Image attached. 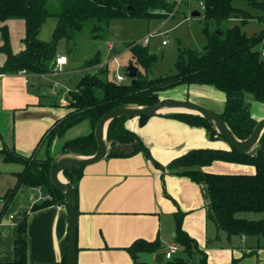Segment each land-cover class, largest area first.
Here are the masks:
<instances>
[{
    "label": "trees",
    "instance_id": "trees-1",
    "mask_svg": "<svg viewBox=\"0 0 264 264\" xmlns=\"http://www.w3.org/2000/svg\"><path fill=\"white\" fill-rule=\"evenodd\" d=\"M187 2V0H185ZM202 2L203 17L206 20L203 32L206 43L202 49L180 50L175 62V71L164 76L149 78L147 71L156 60L147 45L140 43L129 47L130 63L137 67L136 82L116 83L108 77V65L97 71L88 70L101 60L97 55L85 61L82 75L75 87L69 90L71 110L56 121L44 134L41 141L52 140L66 128L88 119L94 127L100 116L108 109L122 104L152 105L159 100L163 91L182 84H201L221 91L225 95L224 106L219 115L238 139H245L253 130L256 120L251 116L252 100L264 104V0H198ZM237 1L248 7L239 6ZM180 0H0V53L6 60L1 72L17 73L26 70L30 74L51 73L57 56L58 42L65 38L71 41L87 25L93 37L102 35L111 18H171L177 12ZM168 14L169 17H168ZM48 18L56 19L49 41L38 37L41 26ZM24 21V48L12 51L7 20ZM256 20L263 25L258 32L247 34L241 25ZM215 22V30L209 31L207 24ZM221 22H232L222 28ZM127 71V70H126ZM101 74H105L104 77ZM192 126H200L209 131L210 137L226 140L218 134L208 121L197 114L171 112L163 114ZM149 116L138 119L144 121ZM124 116L113 118L106 130L110 150L106 157H129L142 153L156 168H167L175 174L187 176L202 185L207 200L206 216L217 229L230 235H256L264 239V131L256 145L247 153L233 149L195 148L173 158L166 166L155 161L141 137L126 126ZM93 131L65 143L61 154L73 153L91 155L97 143ZM7 162H18L23 169L17 172L16 182L0 195V215L21 186H37L44 189V199L32 205L31 210L64 203L66 196L57 190L49 179L50 162L35 158V152L22 155L15 150H1ZM252 165V174L211 173L203 170L213 161ZM84 167L68 168L64 175L78 193V183ZM62 197V198H61ZM67 206V205H66ZM260 214L259 217H246L242 214ZM185 212L177 210L174 241L178 242L186 254L196 248L195 241L182 227ZM26 214H21L14 229V263L26 264ZM133 259V264H144L138 260L140 253H155L161 250L156 237L153 240L135 239L125 247ZM190 256V255H189ZM67 263V251L56 264ZM161 264H208L205 253L199 263L189 257L177 255L162 261ZM231 264H237L233 259Z\"/></svg>",
    "mask_w": 264,
    "mask_h": 264
},
{
    "label": "crops",
    "instance_id": "crops-1",
    "mask_svg": "<svg viewBox=\"0 0 264 264\" xmlns=\"http://www.w3.org/2000/svg\"><path fill=\"white\" fill-rule=\"evenodd\" d=\"M14 20L9 19L6 23L12 51L17 53L24 48V21L18 19L20 21L16 24ZM19 28L20 43L15 45L12 34L14 29ZM113 47L115 50V45ZM5 60L6 55L0 53V67ZM67 69L61 74L75 71L74 68ZM2 73L0 195L13 187L15 174L23 169V165L18 162L5 161L2 149H13L22 155L35 152V158L44 160L48 155L54 157L61 154L66 142L93 131L91 122L82 119L50 142L41 141L45 132L71 110L66 97L70 99L69 90L75 86L61 93L55 92L56 83L50 85L48 80L60 73L30 74L28 77ZM47 91L52 94L50 101L43 98ZM190 92L203 95L215 107L189 99ZM161 97L189 99L218 114L221 110L217 109L225 100L221 91L201 84H182L165 93L163 91ZM250 105L253 107L250 112L254 119L264 117V104L252 100ZM126 126L141 137L152 158L164 166L191 149L231 148L228 140L215 135L210 137L209 131L203 127L192 126L162 114L149 116L144 121L134 118L127 121ZM203 170L218 174L255 172L252 165L220 160L204 166ZM43 199V188L21 186L0 215V264H15L13 237L21 214H26V264H56L62 259L67 251L68 209L64 203H56L31 210L34 203ZM77 207L76 264H133L125 247L138 238L153 240L158 237L162 246L159 251L166 250L175 242L173 214L178 209L185 212L183 229L194 239L195 249L200 251V256L205 253L208 264H231L233 259L237 260V264H264V239L261 236H228L225 231L217 229L206 216L207 200L201 184L167 168L163 171L156 168L140 152L129 157H106L85 166L78 183ZM10 215L14 218H10ZM169 234L171 239L168 238ZM155 253H140V259L143 263L147 259L153 260ZM176 254H179V250ZM190 254L184 252L183 256L191 260Z\"/></svg>",
    "mask_w": 264,
    "mask_h": 264
},
{
    "label": "rangeland",
    "instance_id": "rangeland-1",
    "mask_svg": "<svg viewBox=\"0 0 264 264\" xmlns=\"http://www.w3.org/2000/svg\"><path fill=\"white\" fill-rule=\"evenodd\" d=\"M236 4L239 6L248 7L244 2L237 1ZM192 11H198L200 14L197 16H192ZM169 15L170 14H168V17ZM19 21L20 20L15 19L14 23L18 24ZM205 21L206 20L203 17L202 8L198 0H187V2L183 0V2L178 6L177 12H175V15L171 18L159 16L152 18H111L104 31L102 32V35L99 37H93L89 31V28L86 25L84 29L80 33H78L71 41H66L65 38L61 39L58 42L56 48L57 54L65 55L69 60L68 63L66 62L62 66V72L66 71L67 68V70L74 68L75 71H72L68 74L60 73L54 75L50 77L48 81L51 83L50 85L56 83L54 88L55 92L61 93L62 91H67L68 88L75 86V84L77 83L78 79L82 74L81 66L84 65L85 61L92 59L96 55L101 61H107L113 55L118 54L120 52L121 53L117 57L120 63L118 72L122 74L126 73V67L130 64L131 54L128 49L131 45V42L133 41V44H135L134 41L137 42L144 36H148L146 43L148 51L156 55V60L150 65L147 71L148 77L154 78L164 76L166 74H171L175 71V62L177 60V56L180 50H200L206 43V36L203 32ZM55 22L56 19L48 18L41 26L38 37L42 40L49 41L51 39ZM209 23L210 24H207L209 31L215 30V22ZM230 25H232V22L220 23V26L222 28H226ZM241 28L247 34H252L253 32L260 31L263 28V25L256 20H251L248 23L241 25ZM20 33V28L14 29L13 31L12 40L14 41L15 45L20 43ZM162 40L165 41L164 44H162ZM109 43L115 45V50H113V48L110 49L107 47ZM115 72L116 66L112 61L108 65V77L112 78ZM101 76L104 77L105 74H101ZM30 79L34 78L30 77ZM129 79L128 81H130ZM32 83L35 84L34 81H32ZM212 89L216 90L214 88ZM50 92L47 91L45 96L43 97L44 99H47V101H50L52 97V94ZM172 92L174 93V91ZM192 94L193 93L191 92L188 93L189 99L206 103L207 106H210L212 108L215 107L212 105V102L209 101L207 98L203 97V95L200 96ZM223 106L224 102L220 105L217 110H221L220 112H222ZM250 108V111H253V107L250 106ZM127 118L128 119L126 120V122H129L130 120H133L134 118L138 119L139 117ZM63 176L66 179L65 175ZM242 215L246 217L255 218L260 216V214L258 213H244ZM170 235L171 234L168 235L169 239H171ZM182 249L183 248H181L179 244V254L177 255H184ZM190 255L192 262H200V251L194 248L191 251ZM140 257L141 255L138 256V260L143 262ZM154 259H147L145 260L144 264H157L156 260L154 261ZM163 260H165L164 257Z\"/></svg>",
    "mask_w": 264,
    "mask_h": 264
},
{
    "label": "water",
    "instance_id": "water-1",
    "mask_svg": "<svg viewBox=\"0 0 264 264\" xmlns=\"http://www.w3.org/2000/svg\"><path fill=\"white\" fill-rule=\"evenodd\" d=\"M199 14L200 13L198 11H192L191 13L192 16H197ZM126 70V74L131 79V82L135 83L137 67L130 63L126 67ZM66 98L70 101L68 97ZM164 106H167V109L161 110ZM171 112H185L202 116L218 134L224 136L228 140L233 149L241 153L249 152L256 145L259 137L264 131V117H262L256 121V124L249 136L243 140L238 139L218 113H215L209 108L187 99L160 98L152 105L127 103L105 111L100 116L94 127L93 133L97 147L93 154L88 156L73 153L58 154L54 156L50 162L49 179L57 190L65 194L66 205L69 213L66 264H76L78 207L76 189L64 178V170L68 168L85 167L105 158L110 150V141H107L106 139V130L109 122L113 118L120 116H152ZM154 257L157 264H161L164 257V251H158L155 253Z\"/></svg>",
    "mask_w": 264,
    "mask_h": 264
},
{
    "label": "built area",
    "instance_id": "built-area-1",
    "mask_svg": "<svg viewBox=\"0 0 264 264\" xmlns=\"http://www.w3.org/2000/svg\"><path fill=\"white\" fill-rule=\"evenodd\" d=\"M180 0H177V2H179ZM199 4L202 5V2L199 1ZM147 38L148 36H144L142 37L139 41H137L136 43H140L142 45H146L147 43ZM165 41L162 40V44H164ZM108 48L110 49H114L113 45L111 43H109L107 45ZM118 54H115L113 55L109 60L107 61H101L91 67H88L87 69L88 70H92V71H97L98 69L100 68H104L109 62H114V65L116 66V72L114 73L113 75V80L116 82V83H119V84H122V83H126L128 82V79L129 77L127 76L126 73H119L118 70H119V67H120V63L118 61ZM262 55H264V51L262 52ZM67 62V57L65 55H58L56 56L55 58V61H54V68H53V71L51 72V74H57V73H61L62 72V66ZM127 72V71H126ZM17 74L23 76V77H28L30 75V73H28L26 70L22 69V70H19L17 72ZM4 74L2 72H0V77L3 76ZM27 81V80H26ZM10 218H14L13 215H10ZM178 248H179V244L177 242H173L171 243L168 248L164 251V259H170L177 251H178Z\"/></svg>",
    "mask_w": 264,
    "mask_h": 264
},
{
    "label": "bare ground",
    "instance_id": "bare-ground-1",
    "mask_svg": "<svg viewBox=\"0 0 264 264\" xmlns=\"http://www.w3.org/2000/svg\"><path fill=\"white\" fill-rule=\"evenodd\" d=\"M166 107H167V106L162 107L161 110H164V109L166 110V109H167Z\"/></svg>",
    "mask_w": 264,
    "mask_h": 264
}]
</instances>
